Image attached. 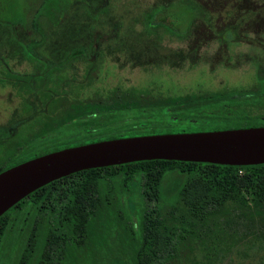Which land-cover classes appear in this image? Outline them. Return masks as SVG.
<instances>
[{
	"label": "flooded vegetation",
	"instance_id": "flooded-vegetation-1",
	"mask_svg": "<svg viewBox=\"0 0 264 264\" xmlns=\"http://www.w3.org/2000/svg\"><path fill=\"white\" fill-rule=\"evenodd\" d=\"M127 1H82V8L88 11L81 23L91 29L94 24L98 33L104 34L98 41L84 30L72 33L78 35V42H51L45 40L42 29L36 37L23 29L27 41L1 51L0 172L46 153L93 141L97 133L108 136L114 129L173 125L197 131L211 125L217 129L264 126V9L256 13V0H181L176 9L182 5L183 16L164 5L159 19L188 20L187 26H166L169 30L162 32L177 43L136 42L146 32L137 31L133 20L148 17L147 9L142 0H129L133 6ZM79 11L81 15L82 9ZM60 16L57 11L55 17ZM70 25L78 28L80 23ZM59 26L55 33L64 34ZM118 35L123 37L121 42L110 41ZM177 59L189 68L216 62L213 67L224 69V73L211 77L215 83L212 88L177 94L163 93L161 80L156 79L149 78L141 86L121 84L130 68L156 72ZM73 190L41 186L2 214L0 264H38L39 242L48 226L76 213ZM108 194L112 205L116 197L113 191ZM83 197L88 199L84 208L98 200L97 192H85ZM27 243L31 244L30 252L23 257ZM93 250V263L84 264H110L112 250H106L100 263L96 243ZM51 254L54 259L64 256L56 251Z\"/></svg>",
	"mask_w": 264,
	"mask_h": 264
},
{
	"label": "trees",
	"instance_id": "trees-1",
	"mask_svg": "<svg viewBox=\"0 0 264 264\" xmlns=\"http://www.w3.org/2000/svg\"><path fill=\"white\" fill-rule=\"evenodd\" d=\"M114 133L105 138L119 137ZM168 174L176 182L173 195L164 201L162 188ZM53 185L74 188L72 201L78 208L62 223L48 226L39 242L38 264L90 263L95 243L99 263L106 250H112L110 264H213L225 245L219 253H205L203 261L194 253L208 250L206 239L219 243V238H234L239 231L264 240V164L142 160L81 170L44 186ZM111 191L116 197L112 205L107 199ZM128 191L134 193L126 204L118 194ZM85 192H97L96 205L84 208ZM111 236L118 246L111 243ZM30 248V243L25 244L23 257ZM54 251L64 256L54 259Z\"/></svg>",
	"mask_w": 264,
	"mask_h": 264
},
{
	"label": "rangeland",
	"instance_id": "rangeland-1",
	"mask_svg": "<svg viewBox=\"0 0 264 264\" xmlns=\"http://www.w3.org/2000/svg\"><path fill=\"white\" fill-rule=\"evenodd\" d=\"M82 1L84 0H0V53L5 48L11 47L14 43L27 41L26 37L25 39L23 38V29H25V31L29 29V31H32L34 33V35L28 34V37H30V35L36 37L38 31L42 29L46 33V37L44 36L45 40L51 42H57L61 40L78 42V35H72V33L76 32L77 30H84L89 38L92 36L93 40L98 41L100 36H103L104 34H99V30L96 29V26L94 24L91 29L90 26H86L81 23L80 18L83 17L84 14L88 11V9L82 8ZM256 2L259 3L255 5V11L257 13L259 9H264V0H256ZM126 3L128 5H131L129 3V0ZM153 3H155L156 6L150 8L149 6ZM179 3H181V0H167L164 2H160V0L158 2L156 0H142L141 4L144 5V10L147 9L146 12L148 14V17H143L142 20L138 22V19L141 17L137 16L134 17L133 22L134 27L137 31L139 30L140 32H143L141 31L142 29L146 33L142 36V38L136 39V42L154 41L177 43L175 42L177 41L176 39H172V37L167 34L163 35L162 32H164V30H169L166 28V26H187L188 20L185 18L184 22H180L179 20L177 21V19L174 17H168L167 21L164 22L162 19H159V17L161 14H163V10L166 7L164 5H169L170 7H172L171 9H174V13H177L178 11V13L183 16V13L185 12L184 7L180 5L178 7V10L176 9ZM131 8L135 9V7ZM79 9H82L83 13L81 15H78L80 12ZM57 11L59 14H61L59 19L55 17L57 16ZM64 13H66L67 16L63 18L62 15ZM93 16H96V14H93ZM39 17L42 18L39 19ZM73 19H75L76 21H74ZM66 20L68 21L66 22ZM129 20H132V18H129ZM196 21L200 22V20L197 18ZM76 22L80 23L78 28L72 27V25L69 26V24ZM57 25H60L59 28L60 30H62L60 33L64 34L55 33ZM155 31L159 33L157 35L150 33ZM173 35L179 37V35H176L175 32L173 33ZM122 38L123 37L118 35L110 39V41L121 42ZM124 41H132V39H125ZM170 64L171 65L168 66L164 65L156 72L150 73L149 71L144 72L141 69L130 68L129 72H126L124 74V80L121 81L123 82L121 84L141 86L143 84L146 85L149 78L150 80L156 79L157 81L161 80V82L159 83V88L163 93L177 94L183 93L184 91L192 88H212L214 87L212 85H214L215 83L211 81V77H213V75L218 76L224 73V69L220 67H213L216 65V62L198 63L194 68H189L188 66L181 64L178 59L174 60V62L172 61ZM125 76L127 77V79L125 78ZM201 76H205L207 77V79L202 80ZM153 128L155 130L152 128L144 130L134 129V131H121L118 129H114V132H116L114 134H118L119 137H124L156 133L181 132L179 130L171 128L169 125H154ZM118 131L119 133H117ZM105 137V133H97V138H94L93 141L104 140L106 139ZM175 182L176 181H174V177L168 174L162 188V193L164 195L162 198L164 201L167 200L168 197L170 198L173 195L174 190L172 191V189L174 188L173 184H175ZM122 193L124 194L121 196L119 192L118 198L124 199L127 204V199H130L131 194H133L134 192L128 191ZM111 240V243L115 247L118 246L117 239L114 236H111ZM206 240V246L208 247V250H199L198 252L196 251L194 253V255H196V257L200 260H205V253H219V248L225 245L221 250V253H219L220 258L215 259L213 261V264H264V240L259 237H246L238 231L234 238H219V243L216 240L213 241L214 243L211 241V239ZM215 247L218 250H215ZM206 263L209 264L210 261H206Z\"/></svg>",
	"mask_w": 264,
	"mask_h": 264
},
{
	"label": "water",
	"instance_id": "water-1",
	"mask_svg": "<svg viewBox=\"0 0 264 264\" xmlns=\"http://www.w3.org/2000/svg\"><path fill=\"white\" fill-rule=\"evenodd\" d=\"M153 159L264 164V126L124 136L46 153L0 172V216L37 188L72 173Z\"/></svg>",
	"mask_w": 264,
	"mask_h": 264
}]
</instances>
